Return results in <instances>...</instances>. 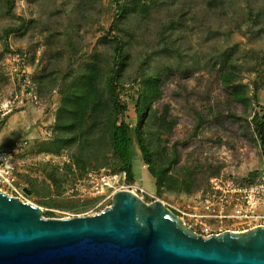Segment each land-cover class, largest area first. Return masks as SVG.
<instances>
[{"label": "trees", "instance_id": "16d2710c", "mask_svg": "<svg viewBox=\"0 0 264 264\" xmlns=\"http://www.w3.org/2000/svg\"><path fill=\"white\" fill-rule=\"evenodd\" d=\"M17 1L0 0V61L10 52L8 39L19 36L33 52L28 60L34 84L43 90L41 104L50 110L53 92L59 95L50 136L32 140L27 149L65 158L35 163L45 177L43 187L30 179L25 194L40 205L56 206L67 184L92 171L125 172L133 181L136 148L160 197L206 190L222 171L219 155L225 145L239 155L254 143L264 176V104L252 108L264 91V0L260 5L259 0L241 5L239 0H110L112 7L105 0H33L36 13L30 17L17 13ZM230 10L234 15L224 18ZM95 11L110 13L109 26L91 18ZM189 15L211 38L209 49L193 50L185 33ZM228 26L258 41L253 59L239 61L234 47L214 51ZM94 32L99 35L89 49ZM245 64L260 71L252 94L242 76Z\"/></svg>", "mask_w": 264, "mask_h": 264}, {"label": "water", "instance_id": "95a60500", "mask_svg": "<svg viewBox=\"0 0 264 264\" xmlns=\"http://www.w3.org/2000/svg\"><path fill=\"white\" fill-rule=\"evenodd\" d=\"M0 264H264V224L204 237L130 189L95 215L46 218L0 190Z\"/></svg>", "mask_w": 264, "mask_h": 264}, {"label": "rangeland", "instance_id": "374dc122", "mask_svg": "<svg viewBox=\"0 0 264 264\" xmlns=\"http://www.w3.org/2000/svg\"><path fill=\"white\" fill-rule=\"evenodd\" d=\"M245 0H239L238 3L241 5ZM106 4L112 7L110 0H105ZM257 5L263 4V0L256 2ZM113 11V8H112ZM17 13L25 17H30L36 13V5L33 0H18L17 1ZM233 10H230V14L224 16H233ZM98 16V17H97ZM99 18L100 23H103L105 26H109L112 21L110 18V13L100 14L93 12L91 18ZM190 26L185 29V33L189 36V40L193 45V50L196 51L198 47L209 49L212 45L210 44L211 38H207L206 31L201 27L199 20L193 18L189 15ZM264 31V22L262 24ZM153 30V29H152ZM227 34H219L218 40H216V46L219 45L220 49L214 50L216 53L218 51H224L225 49H230L231 47L235 48V53L237 59L241 62L250 61L253 59L252 47L257 45L258 41L250 39L248 36L240 33L239 30H236L232 26H228ZM94 32L88 36V45L89 49H93L96 34ZM154 34L156 32L154 31ZM99 35V33H98ZM218 34H216L217 36ZM215 36V38H216ZM260 44L264 45V39L260 41ZM8 45L10 47V52L21 49L28 59L33 56V52L28 48L26 42L21 39L19 36H11L8 39ZM2 49V44L0 43V51ZM140 47H137L134 51L133 65L127 69L129 75L134 73V69L137 63V53L140 50ZM206 49V50H207ZM5 59L0 61V105L5 104L8 100H13L15 96V85L12 82L7 64V56ZM41 55V49L37 50V58ZM29 61V60H28ZM31 62V60H30ZM29 62V63H30ZM32 64V62L30 63ZM245 69L243 71L244 82L249 85V93L252 94L255 90V81L260 79V71H251L248 69L245 64ZM261 70V69H260ZM41 88V87H40ZM42 90V88H41ZM40 90V91H41ZM43 92V90H42ZM57 91L53 92L54 99L59 97ZM52 95V96H53ZM51 99V100H52ZM45 104V102H43ZM264 104V91L260 94V100H254L252 108L256 109L259 107V104ZM257 110V109H256ZM47 114L45 123L41 121L43 115ZM130 118L135 116L134 110L131 108L129 111ZM55 113L46 110L43 106H33L29 105L26 109H22L20 106L14 105L9 114L7 115L6 121L1 130H9L13 132V136L10 138V144L16 140H27L28 147L32 139L24 137L35 138H45L49 137L51 134V128L54 125ZM41 121V122H40ZM50 121V122H48ZM134 123V122H133ZM135 124V123H134ZM133 125V124H131ZM31 131V134L26 136V133L23 130ZM178 132H182V125L180 126ZM11 133L9 135H11ZM32 135V136H31ZM182 135V133L180 134ZM9 137V136H8ZM4 144H1L0 147H4ZM28 147L23 151L26 153L23 156L18 155L16 162V167L19 171L21 181L24 187H29V180H38L39 186L43 187L42 180L45 178L41 174L40 170L35 169V163L44 162L48 160L64 161V157L48 156V155H36L31 152H27ZM240 150L239 155L231 150L228 146H223L220 150L219 163L222 166V171L219 175L213 176L222 180L223 183H232L235 186L245 187L251 186L258 183L261 178V171L263 169V160L260 149L254 143H248L245 147ZM22 152V153H23ZM21 153V154H22ZM100 173L97 171H92ZM134 172L135 176L133 181H128V179L120 178L119 182H114L111 186H108L102 191H98L93 188L95 184L94 177L87 176L84 180L80 182H74L67 184L63 189V195L59 197L57 202L53 207L40 205L34 196L24 195L25 201L33 205L39 206L44 210V217L46 218H70V217H79V216H89L95 215L103 211L106 207L110 206L113 201V195L115 192L121 189H130L136 192L139 196L144 198L146 201L150 202L156 199L164 201V203L170 207L177 214L182 215L184 210L188 216H186L185 224L193 229L196 233L208 237L213 234L223 233L226 230H232L235 232H243L249 229H252L253 226L264 224V218H259L256 221H243L236 217H225L223 219H213L205 215L208 211L205 200L211 194V179L208 185V188L204 191H200L196 194L188 195L187 193H176L168 192L163 197H160L157 193L155 186V179L148 171V166L143 161L139 148L135 149L134 152ZM93 203L92 205H90ZM189 205H197V213L195 215V210L192 211ZM83 207H89L86 210H79ZM258 210L264 215V205L258 207ZM46 211H52L54 213L53 217L45 216ZM193 214L195 216H193Z\"/></svg>", "mask_w": 264, "mask_h": 264}, {"label": "built area", "instance_id": "2783aa9c", "mask_svg": "<svg viewBox=\"0 0 264 264\" xmlns=\"http://www.w3.org/2000/svg\"><path fill=\"white\" fill-rule=\"evenodd\" d=\"M9 76L15 85V96L13 100H8L0 105V131L6 121L7 115L14 105L26 109L29 105L40 106L41 93L36 88L33 81L32 66L25 53L13 51L7 56ZM52 112L55 113L59 106V97H55L49 102ZM44 107V106H43ZM27 140H16L4 147H0V190L11 196L18 197L25 201V187L21 181L15 160L27 147ZM95 184L93 188L98 191L111 186L112 183L119 182L120 178L126 179V173L122 175L109 172L94 173ZM215 177L211 179V194L205 200L207 205V217L213 219H223L225 217H236L243 221H256L264 218L258 207L264 205V176H261L258 183L251 186L239 187L232 183H223ZM195 215H198L197 205H189ZM194 209V210H193ZM182 219L186 222L188 211L184 210ZM193 214V216H195ZM261 225V224H260ZM254 227V226H253Z\"/></svg>", "mask_w": 264, "mask_h": 264}, {"label": "crops", "instance_id": "0c3cea01", "mask_svg": "<svg viewBox=\"0 0 264 264\" xmlns=\"http://www.w3.org/2000/svg\"><path fill=\"white\" fill-rule=\"evenodd\" d=\"M49 105V104H48ZM49 107V109H50V111H52V109H51V107L50 106H48ZM48 111V110H47ZM47 116V114H45V115H43V117L41 118V121L43 122V123H45V121H47L48 119H46V118H44V117H46ZM40 121V122H41ZM54 121V120H53ZM48 122H50V121H48ZM23 132H25L26 133V136L28 135V134H31V131H27L26 129H24L23 130ZM11 133V131H9V130H1L0 131V145L1 144H4V145H6L7 143H9L10 141V138L14 135L13 134V132L11 133V135H9ZM9 136V137H8ZM32 136V135H31ZM24 138H30V139H32V140H34L32 137H24ZM35 139H37V138H35Z\"/></svg>", "mask_w": 264, "mask_h": 264}]
</instances>
